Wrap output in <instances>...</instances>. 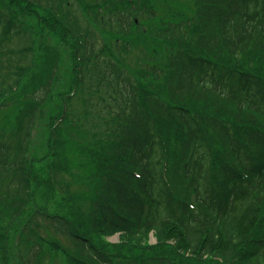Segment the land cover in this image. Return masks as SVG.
I'll return each instance as SVG.
<instances>
[{"label":"trees","instance_id":"16d2710c","mask_svg":"<svg viewBox=\"0 0 264 264\" xmlns=\"http://www.w3.org/2000/svg\"><path fill=\"white\" fill-rule=\"evenodd\" d=\"M12 1L13 8L2 3L0 9V225L16 224L27 212L32 151L49 156L59 132L73 126L90 137L94 152L77 151L79 158L92 156L98 187L82 206L69 200L61 212L39 215L81 259L244 264L247 247L264 237V0H163L162 7L157 0ZM34 16L44 21L38 42L44 35L47 43L52 38L69 47L70 70L62 78L74 94L66 99L67 117L66 106L56 107L68 96L53 93L57 73L24 88L37 60L28 33ZM83 36L82 47L70 44ZM58 61L56 54L57 70ZM257 61L260 68L253 67ZM77 103L83 122L70 111ZM91 113L101 119L92 122ZM177 145L187 155L181 162L169 159ZM51 158L46 165L54 171ZM65 168L56 162V175ZM241 173L254 185L238 186ZM225 182L232 186L216 188ZM174 184L183 191L176 193ZM206 207L211 217L202 213ZM1 231L0 264H41L49 234L20 240L15 257L13 239ZM113 234L131 243H120L110 256L90 240ZM254 264H264V251Z\"/></svg>","mask_w":264,"mask_h":264},{"label":"rangeland","instance_id":"374dc122","mask_svg":"<svg viewBox=\"0 0 264 264\" xmlns=\"http://www.w3.org/2000/svg\"><path fill=\"white\" fill-rule=\"evenodd\" d=\"M0 3V9H2L3 4H7L8 7L12 8L15 6V3L12 0H1ZM43 22V19L40 20L36 16L31 18V26L29 27V30L34 31L32 40L34 43V52H36L37 54V60L35 61L34 69L29 72V74H27L24 88H33V82L35 84H44L51 76V73L54 72L58 74L60 80L57 83L56 89L54 90V92L52 90V92H56L57 94H61L62 96H64V94L68 93V90L66 91L68 80L62 77L65 76V74H69L70 70V66H68L67 63V50L69 49V47L67 42L65 41H59L58 43L54 44L53 40H51L52 38H48L49 40L47 43V38H45L44 35V39L42 38L37 44V38L44 28ZM49 35L54 36L51 34V32L49 33ZM102 35L103 33H101V36ZM50 45L55 46L53 48L50 47ZM13 46L14 44L12 42L11 47ZM56 54L59 55V61L57 62L58 70L54 67ZM242 63H244L241 64L243 67H246V64H249L247 61H243ZM253 67L260 68L259 61L254 62ZM64 101L65 103L61 104L59 98L56 102V107L66 106L67 117V100L64 99ZM70 108V111H72L73 114L80 119V122H83L82 118L84 116V109L82 108V106L77 103L76 106L72 104ZM56 114L57 111L54 112L55 117ZM91 114L93 115L91 119L92 122H96L97 118L98 121L101 119V115H95V113ZM51 126L53 128L55 125L52 124ZM89 138L90 137L88 135L79 133L73 126H68L59 132L58 139H56L58 148L52 149L54 151H51V154L49 156L46 153L41 156H35L36 151L33 150L31 154L33 157H36L34 162L30 163L28 161L29 157L27 158L28 168H30V175L32 178H34L30 183L31 202L28 205L27 212L23 213L19 217V221L16 224L10 225L6 223L0 225V233L2 232V228L7 229L8 240L13 239L12 252L14 253L15 257L17 256V252L15 249L19 248L20 240L24 241L29 236L38 234H40L46 240V237L49 234L50 241L46 240V242L41 244V249L38 254L39 263L74 264V261L77 260L79 264H96L95 260L88 262L81 259L75 253L73 246L69 244L66 239L64 240L63 238L56 236V233L54 231L47 229V222L43 217L39 215L44 212H46L47 214L61 212L62 208L64 206H67V201L69 200L75 202L76 205L79 204L80 206H82L89 200L90 196L94 195L95 188L98 187V184L97 182H95L93 173L89 169V162L92 156L84 154V156H81L79 158L78 155L79 150L94 152L86 144ZM38 140L43 141L44 136L38 137ZM66 140H68L66 144H61L62 141ZM44 150V147L40 148V152H44ZM55 151H58L57 155ZM63 151H65V155L62 154ZM180 152V145L170 147L169 159L171 161L176 158L179 160H185L187 155H183V153L180 154ZM216 153L217 149L214 148L213 154ZM66 156L70 157L68 158L67 163ZM51 157H53L54 159L51 165L54 167V171L46 165L48 160V163L52 161ZM56 162L59 166L67 164V169L65 168V170L61 173H58V175H56L55 173ZM53 177L55 181H52ZM51 186H53L54 191L58 190L59 194H55L52 191ZM172 188L176 193H181L183 191V186L181 184H174ZM187 194L188 197L192 196V193L187 192ZM95 200H97L96 197L92 201ZM262 229L263 230L261 231L264 234V221ZM148 239L149 241L147 243H150V245H153L155 243V239L151 235H149ZM90 240H92L93 245L104 254H106V256H110L112 253H114L117 250V245H119L120 243H124L126 245L131 243L122 241L119 234L104 235L102 236V240L100 237H96L95 235H93L91 236ZM102 243H104L108 247H103Z\"/></svg>","mask_w":264,"mask_h":264}]
</instances>
